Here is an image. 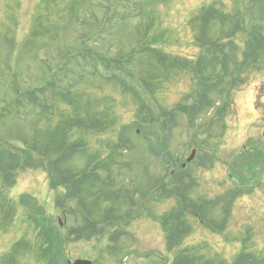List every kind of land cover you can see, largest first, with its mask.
Instances as JSON below:
<instances>
[{"label":"rangeland","instance_id":"374dc122","mask_svg":"<svg viewBox=\"0 0 264 264\" xmlns=\"http://www.w3.org/2000/svg\"><path fill=\"white\" fill-rule=\"evenodd\" d=\"M115 1L120 2L117 7H113L114 0H0V152L19 159L21 149L34 145L42 151L48 143L53 150L52 136L68 122L80 121L83 125L72 133L86 147L60 168L74 173L87 168L89 173L97 171L96 177L80 186L83 194L69 201L65 188L51 186L46 168L24 169L22 165L9 171L11 180L9 172L0 173L1 201L5 195L17 204L20 196L36 198L38 204L34 198L32 201L43 211L44 227L56 228L63 237L58 264L78 259H90L94 264H172L178 258L184 264H235L242 254L264 258V66L250 68L244 55L248 35L233 38L238 56L228 61L227 69L220 60L214 64H219L213 69L221 88L210 94L206 110L199 116L192 113L198 93L194 71L199 69L201 57L211 58L203 44L229 32L220 22H206L203 15L212 6L234 12L236 0H135L137 5L132 0ZM256 9L257 17H264V0ZM92 12L95 16L91 17ZM107 17H115L117 24L100 25ZM202 23L208 33L200 36ZM247 29L250 33L249 25ZM85 32L98 35L85 44ZM139 48L138 57L148 59L146 66H138L147 92L136 74L133 79H122L135 85L133 89L151 112L143 111L137 92L134 96L116 81L98 76H111L112 71L87 54L79 56L84 49L115 63ZM148 48L151 50L145 54ZM68 54L74 62L63 72L58 68ZM237 67L240 81L230 92L228 85ZM58 71L57 79L73 84L66 87L71 95L57 100L54 110L43 108L39 117L42 100L28 98L36 95L32 91L46 89L42 93L53 103L56 91L49 84ZM68 71L74 75L66 74ZM84 76L76 87L74 81ZM222 89L226 94L221 95ZM28 92H32L28 98L22 95L28 99L27 107L16 112L15 100ZM223 108L225 115L219 118ZM163 112L171 114L170 119L162 118ZM124 141L131 151H123ZM193 150H197L196 159L187 170L180 169ZM123 167L128 168L119 172ZM107 170L120 185L117 195L121 200L129 199L125 190L135 196L136 218L120 240L111 239L118 230L107 226L103 227L107 230L99 226L88 238L78 237L72 230L85 224L80 202L89 210L97 200L101 209L114 203L110 193L100 190ZM129 178L135 181L129 182ZM12 180L16 184L10 188ZM162 188L164 196L159 191ZM152 190L157 197L153 194L152 202L145 205L143 200ZM180 192L190 211L186 227L174 235L163 228L161 219L180 209L175 198ZM125 212L121 208L117 214ZM193 212L212 230L199 223ZM30 214L34 211L28 213L21 206L1 214L0 264H48L46 253L40 250L39 234L27 219ZM7 216L10 223H3ZM167 238H171L170 244Z\"/></svg>","mask_w":264,"mask_h":264},{"label":"trees","instance_id":"16d2710c","mask_svg":"<svg viewBox=\"0 0 264 264\" xmlns=\"http://www.w3.org/2000/svg\"><path fill=\"white\" fill-rule=\"evenodd\" d=\"M89 1V0H88ZM148 1V0H145ZM151 2H155L156 0H149ZM120 2H116L114 0V5L113 7H117ZM137 5V3H134ZM235 5H237V10L232 11V12H225L223 9L220 11L216 9L215 6L210 7L207 9L203 15V19H206L207 21H212V22H220L222 23V27H226L228 29V33L224 34V37L222 39L212 41L209 43L203 44L205 46V53L210 54L211 58L207 57H201L198 64V70L194 71V74L196 75L198 79V85H197V98L195 99L194 107L192 108V113L194 115L199 116L201 111L206 110L209 105L211 104L210 102V94L215 93L217 90L221 88V83L218 81L216 82V78L214 76V69L217 68L213 67L214 64L217 61H222L223 63H220L222 66H224L227 69L228 61L229 63L232 62L234 57L238 56V50L239 48L236 47V44L234 42V37L239 35V34H245L249 36V41L250 43L248 44V52L245 55L247 61L249 62L248 64L250 65V68H261L264 66L263 64V56H264V17L258 18L256 15L257 12V7L261 5V0H236ZM215 8V9H214ZM124 11H126L125 8H123ZM81 11L79 10L76 12V18L77 22L79 21V16H80ZM143 14V10L139 13L138 17ZM95 16V13L92 12L91 17ZM115 18V17H113ZM111 17H107L104 20L100 21V25L104 26L105 24L111 22L112 24L116 22L113 20ZM128 17H124V20H126ZM120 22L123 19H118ZM195 24V22H194ZM247 25L250 26L251 31L249 33V30L247 29ZM197 25H194L193 29L196 32V27ZM83 27H86L83 25ZM200 30V36H202V33L207 34L208 33V27L202 23V26L199 27ZM85 31V30H84ZM89 33H82V39L84 40L82 42H85V44H88L87 42L94 38L95 36L98 35L97 32H95L92 35H88ZM81 36V35H79ZM200 39V37H199ZM226 42V43H224ZM151 48H148L147 51L145 52L148 53L150 52ZM228 52V54H227ZM136 51L131 53L128 56H125L122 58L124 62V65L117 60L115 63H108L106 62V59L103 56H100L99 54L95 53L92 51L89 53L86 50L79 51V56H82L84 54H87L89 58H91L93 61H97L100 65H103L105 70L112 71L111 77L108 79L109 81H116L119 85H122V88H124L127 92L133 93L135 96V92H137L135 87L128 84L125 79H122L124 76L125 78L128 79H133V74H136L137 77L139 76L141 78L142 72L138 70V66H146L148 59L146 55L144 57H138V55H135ZM134 58V60H133ZM69 62L73 63L74 59L71 54H68L66 59L64 60L63 65L58 68L59 70H65L66 67L69 68ZM95 71H93L92 75H94ZM239 68H235L231 78L233 79L229 83V91L233 90L237 82L240 81V77L237 78L238 76ZM63 74V73H62ZM66 74L74 75L71 72H67ZM98 74V73H96ZM237 74V75H236ZM59 75L58 72H53V81L52 83L49 84V86H53V89L56 91V94L53 95V103H50L48 100V97L45 96L42 91H45L46 89H37L32 91L34 94L33 97L31 96L28 98L30 95H32V92H28L25 94H21V96L15 100V107H16V112L20 111L21 108H26L27 107V100H42L40 107V111H42L43 108L48 110H54L56 109L57 105V100H64L70 97L71 93H69L70 90H66V87L73 85L71 82L69 84H64V81L62 82V79L59 78L57 79ZM95 76V75H94ZM99 78L101 79V75ZM85 76L80 78L77 81H74V85L78 87L80 85V82L83 81ZM104 76L102 77V79ZM237 78V79H236ZM236 81V82H235ZM140 82V81H139ZM141 82L145 85V88L148 89L146 85V81L141 79ZM82 83V82H81ZM64 84V85H63ZM63 85V87H61ZM131 87H130V86ZM70 88V87H68ZM77 89V88H76ZM75 91V90H74ZM42 94H40V93ZM231 92V91H230ZM73 93V92H72ZM150 93V92H149ZM226 94V89L221 90V95ZM22 95H25L26 97H23ZM137 99L139 102H141V106L144 108L143 111H149L151 112V109L149 106L146 107L145 101L140 97V95L137 92ZM36 97V98H34ZM21 102H23L21 104ZM24 102L26 104H24ZM21 104V105H19ZM38 107V108H39ZM225 109L223 108L221 112H224ZM8 112V110L6 111ZM40 116V115H39ZM162 118L170 117L171 114H166V112L161 113L160 115ZM42 117V116H40ZM154 124V123H151ZM83 124L79 121H75L74 123L68 122L65 127H63L61 130L58 131L56 135L52 136L54 147L53 150H51L52 146L51 144L49 145L48 143L45 145L44 149L40 151L39 146L34 145L31 148H23L20 150L21 156L19 159L22 160L23 162L18 163L19 159H12L11 157H8L7 152H0V173L5 174L9 171H16L18 168H20L22 165L24 169L29 168V169H38V168H46L48 175L50 177V182L51 186L56 189V188H65L66 190V200L72 201L74 197H77L82 195L83 193L81 192L80 186H84V184L87 182V180H91L93 177H96V173L94 172L89 173V170L83 171L82 173H74L72 169L67 168H60V165L63 164L65 161L72 159L74 155L76 154H81L82 151L81 149L86 147L85 144L81 140H76L73 137L72 130L79 129L81 128ZM153 131H150V137L152 136ZM37 143V142H36ZM125 144V147L123 149L124 152L131 151L130 145H128L127 142H122ZM121 148L118 146V149ZM86 152V151H85ZM14 157V155H11ZM123 165H119L118 168H121ZM128 167H123L121 171L119 172H124L127 170ZM94 170V169H90ZM106 172V178H104L102 182V188L100 190L104 192L105 194H109L113 196V199L110 198V200H113V204L110 207H103L102 209L99 208L100 204L99 201L94 202V206L89 210L88 206L86 205L85 202H80V205H82V208L84 210L82 216L84 219L85 224L81 228H75L72 230L73 234H75L78 237H83V238H88L96 233V230L99 226L103 227H108L112 228L115 227L116 230H118L116 233H113L111 235V239L116 241L120 240L121 238H125L127 236V231L125 230L132 224V220L134 219V208L137 206V201L136 198H134L131 193L125 190L127 197L129 198L128 200H121V197L118 194L117 190L121 191L120 185L114 178L113 172L111 170H107ZM10 173V172H9ZM11 174L7 176L8 179L11 178ZM13 176V175H12ZM129 182L135 181L134 178H129ZM16 184V181L12 180V185L10 188H12ZM123 191V190H122ZM124 192V193H125ZM82 193V194H81ZM104 194V195H105ZM120 194V193H119ZM149 194V193H148ZM104 195H99V196H104ZM116 195L119 197V203L118 206L116 204ZM149 195L145 197L143 202H146L148 200ZM152 202V201H151ZM21 207L24 210H28L29 212H33L34 214L28 215V220L32 222V225L35 227V230L39 234V238L41 239L40 244V250H44V254L46 253V258H47V263H53L57 264V256L61 252L62 249V242H63V237L60 235L58 230L56 228H53L52 226H49L48 228L44 227V224L46 223L44 216H43V211L36 206V204L33 203L32 199L26 196L21 197L20 199ZM63 207V203H60ZM16 203L14 201H11L6 195L4 199H0V216L2 215H8V210L9 213L13 209H16ZM121 208L126 209V212L123 215H118L117 211ZM184 209V210H181ZM179 209L177 212L173 211L170 214H168L166 217H163L162 219V226L166 231H171L173 232L174 235L180 233L182 229L186 227L187 221L185 220V217L187 216L186 213L190 209L188 206H184V208ZM1 210H4V213H2ZM181 210V211H180ZM180 211V212H179ZM70 214H72V210L70 211ZM96 216L100 217L97 219ZM9 216H7L4 220L2 221L5 223V221H8L7 223H10L8 219ZM180 217V218H179ZM104 230H107L106 228H103ZM71 231V232H72ZM168 233V232H167ZM168 235V234H167ZM169 237V236H168ZM171 238H167V242H169ZM170 244V242H169ZM30 245V244H28ZM170 245V249H171ZM122 254V253H121ZM181 259H176L173 264H184L183 262L180 263ZM235 264H264V259H259L258 257H253L247 254H242L240 255V258L237 263Z\"/></svg>","mask_w":264,"mask_h":264},{"label":"water","instance_id":"95a60500","mask_svg":"<svg viewBox=\"0 0 264 264\" xmlns=\"http://www.w3.org/2000/svg\"><path fill=\"white\" fill-rule=\"evenodd\" d=\"M195 154H196V152L194 151V152H193V155L191 156V158H190L189 161H191V160L194 159ZM73 264H93V263H92V261H88V260H77V261H75Z\"/></svg>","mask_w":264,"mask_h":264}]
</instances>
